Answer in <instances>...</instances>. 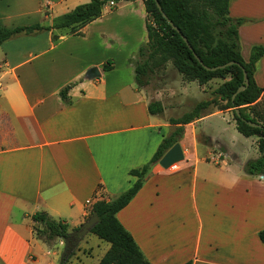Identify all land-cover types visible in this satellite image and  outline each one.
Masks as SVG:
<instances>
[{"label":"crops","instance_id":"0c3cea01","mask_svg":"<svg viewBox=\"0 0 264 264\" xmlns=\"http://www.w3.org/2000/svg\"><path fill=\"white\" fill-rule=\"evenodd\" d=\"M89 1L0 0V26H51ZM230 16L246 20L239 37L248 59L253 46H264V0H230ZM147 19L143 0L123 1L104 8L81 35L51 29L0 45V264H60L65 239L48 244L35 234L32 216L47 212L75 231L93 202L134 184L130 171L149 162L178 127L191 135L193 149L181 136L185 158L178 169L158 162L118 219L153 264H264V177L243 171L260 151L250 157L252 136L238 131L232 109L213 103L200 118L174 124L161 90L150 96L138 87ZM109 60L112 68L104 70ZM95 67L99 76L90 73ZM179 74L182 99L199 91L210 97L196 104L222 102L206 89L214 79L200 84ZM254 76L264 88V55ZM70 83L66 102L60 91ZM152 101H161L164 112L151 114ZM205 122L203 137L197 125ZM255 143L257 150V136ZM85 238L67 264L80 263Z\"/></svg>","mask_w":264,"mask_h":264},{"label":"trees","instance_id":"16d2710c","mask_svg":"<svg viewBox=\"0 0 264 264\" xmlns=\"http://www.w3.org/2000/svg\"><path fill=\"white\" fill-rule=\"evenodd\" d=\"M107 1L91 0L80 4L72 11L56 18L51 26L42 23L17 26L12 29L0 26V45L18 35L38 34L51 29H56L60 33L81 35L84 26L102 15ZM143 1L148 14V42L139 50L135 75L138 87L151 84L158 71L164 70L168 62H172L187 80H196L200 84H206L213 79L224 80L214 90L222 102L201 101L183 116L172 118L171 123H190L200 118L204 110L213 103L220 109H232L238 131L247 137H258L260 156L248 160L243 166V171L251 176L264 177V88L257 84L254 76L257 63L264 55V46H253L249 58L243 57L239 27L246 20L230 16V0H158L168 18L164 17L156 0ZM169 19L187 37L192 49L169 23ZM58 39L59 35L54 33L53 41L56 42ZM195 53L203 63L197 59ZM231 61L235 63L225 68L211 69ZM111 64L112 60H109L104 65V70H110ZM244 70L248 73L250 83L233 100V94L244 83ZM72 86L73 83H70L60 91L62 99L66 102L70 101L68 92ZM236 108L240 110V116ZM149 111L151 114H161L164 112V106L161 101H152L149 104ZM249 122L262 124L263 127L252 126ZM183 132L184 128L178 127L173 133L165 136L151 160L130 171L131 175L137 177L130 188L111 200L98 199L93 202L89 217L95 213L99 221L91 233L110 244L100 264H153L146 258L117 214L133 200L153 167L175 143L179 142ZM32 219L36 223L43 224L44 229L39 234H42V238L48 244L69 236L68 223L51 217L47 212H38L32 216ZM259 236L264 244V229L260 231ZM70 257H64L60 264H67Z\"/></svg>","mask_w":264,"mask_h":264},{"label":"rangeland","instance_id":"374dc122","mask_svg":"<svg viewBox=\"0 0 264 264\" xmlns=\"http://www.w3.org/2000/svg\"><path fill=\"white\" fill-rule=\"evenodd\" d=\"M126 3L127 2H124V4ZM179 75L180 74L177 72L172 62H168L165 66V69L161 71L159 70L158 74L156 75V77H154L151 84L145 87L147 93L150 96H154L156 92L161 90L164 103L168 107L167 115H165V117L168 116L167 118L181 117L182 113L192 110L197 105L196 103L200 101L202 98H206L208 96L210 97V95L208 94H203V93L201 94L199 91L197 92L193 91V93L190 92L189 94H186L185 97L182 99V76ZM221 81L222 80L214 79L213 81H211V84H208V88L206 89L207 90L209 89V91H211V94H214V88L217 85H220ZM207 127H208L207 122L198 124L197 133L199 135H202L201 131L203 129H206ZM185 134L187 137H184V140L186 138L187 144L191 146V148L193 149L192 147L193 138L191 137V135L185 132H183L182 138ZM255 139L256 136H252V138H250V141L248 142L249 146L253 143V147H254L252 149L251 146L250 147L248 146V148L251 150L250 157L259 155V149L255 150L257 145L255 143ZM42 229H44L43 224L36 223L34 228L35 234L39 237H42V234H39V232ZM82 245L83 247H86L88 251L84 254H81L79 258L80 260L79 264H99V261L106 252L107 250L106 248L109 245V243L101 240L97 235L93 233H89L86 236L85 240L83 241ZM48 250L52 252V250L46 246V251ZM73 252L75 253V250ZM71 255L72 254H70V256ZM50 256H53V254H50Z\"/></svg>","mask_w":264,"mask_h":264},{"label":"water","instance_id":"95a60500","mask_svg":"<svg viewBox=\"0 0 264 264\" xmlns=\"http://www.w3.org/2000/svg\"><path fill=\"white\" fill-rule=\"evenodd\" d=\"M157 5L160 9V11L163 13L165 18H168L166 13H164L163 8L158 0H156ZM169 23L182 35L183 39L185 42L189 45V47L192 49V46L190 45L187 37L182 34L181 30L173 23L172 20L169 19ZM195 56L197 59L203 63L202 59L195 53ZM234 61L228 62L226 64L220 65L213 67L211 69H218V68H225L229 65L234 64ZM90 73L95 76L100 75V71L97 67L92 68L90 70ZM250 83L249 76L246 70H244V83L237 89V91L233 94L232 99L234 100L236 96L244 91ZM237 114L240 116V110L236 108ZM250 125L252 126H257V127H263L262 124L254 123V122H249ZM185 158L184 155V150L182 148V145L180 142L175 143L160 159L159 164L164 168V169H169L173 164L179 163L183 161ZM99 217L97 214H93L90 216L86 221H84L75 231L69 233V236L65 238V248L64 252L62 254V258L64 257H69L70 254L75 250V248L79 245V243L85 238L86 235H88L93 227L98 223Z\"/></svg>","mask_w":264,"mask_h":264},{"label":"built area","instance_id":"2783aa9c","mask_svg":"<svg viewBox=\"0 0 264 264\" xmlns=\"http://www.w3.org/2000/svg\"><path fill=\"white\" fill-rule=\"evenodd\" d=\"M124 0H108L107 1V4H106V8H116L118 7V5L123 2ZM178 164L179 163H176V164H173L169 169L167 170H171V171H174V170H177L178 169Z\"/></svg>","mask_w":264,"mask_h":264}]
</instances>
